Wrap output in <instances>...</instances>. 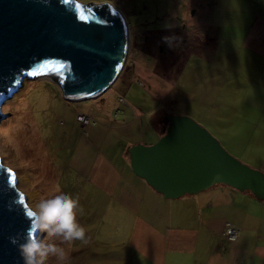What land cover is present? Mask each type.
<instances>
[{
  "label": "crops",
  "instance_id": "crops-1",
  "mask_svg": "<svg viewBox=\"0 0 264 264\" xmlns=\"http://www.w3.org/2000/svg\"><path fill=\"white\" fill-rule=\"evenodd\" d=\"M79 1L110 4L127 24L129 50L111 84L127 108L122 120L100 126L102 147L86 173L85 187L113 212V242L86 243L67 264H264V199L225 184L165 198L134 174L127 150L153 144L168 114L188 115L170 111L178 87L167 77L180 73L169 53L186 47L225 76V108L211 105L208 130L264 174V0ZM226 224L237 229L235 241Z\"/></svg>",
  "mask_w": 264,
  "mask_h": 264
},
{
  "label": "water",
  "instance_id": "water-1",
  "mask_svg": "<svg viewBox=\"0 0 264 264\" xmlns=\"http://www.w3.org/2000/svg\"><path fill=\"white\" fill-rule=\"evenodd\" d=\"M128 50L127 24L110 4L0 0V120L3 102L34 76L49 75L68 100L96 97L114 82ZM128 154L134 174L165 198L225 184L264 199V174L186 115L168 114L165 133L153 144L130 146ZM30 210L0 157V264H23L9 238L26 233Z\"/></svg>",
  "mask_w": 264,
  "mask_h": 264
},
{
  "label": "rangeland",
  "instance_id": "rangeland-1",
  "mask_svg": "<svg viewBox=\"0 0 264 264\" xmlns=\"http://www.w3.org/2000/svg\"><path fill=\"white\" fill-rule=\"evenodd\" d=\"M185 48L178 53H169L170 59L179 66L177 71H180L179 74L167 76L177 84L179 102L176 108L169 109L188 113L189 117L192 116L197 123L213 132L206 115L212 111V104L225 108V76L220 66L213 69L207 65L206 58H195V52L185 51ZM129 52L132 53L131 48ZM138 82L143 85L141 81ZM114 88L110 86L93 98L68 100L63 96L58 82L49 75H40L25 79L20 89L1 105L2 113L6 114L0 120L1 162L15 172L27 205L32 210L41 199L60 193L78 197L83 209L78 220L86 228L87 244L92 245L98 242L110 244L114 239L113 212L111 209L106 212L103 208V198L99 192L89 191L85 187L88 179L86 173L90 171L87 169L102 147L100 126L109 125L113 119L119 121L124 118L126 106ZM171 95L174 97L175 93ZM215 113L217 115V110ZM162 115L163 111H158L156 120ZM79 118L82 120L79 121ZM218 141L221 143V139ZM56 243L69 254L68 260L85 252L82 249L85 243L80 241L68 244L57 239ZM54 261L57 260L50 258L48 262L59 264Z\"/></svg>",
  "mask_w": 264,
  "mask_h": 264
},
{
  "label": "clouds",
  "instance_id": "clouds-1",
  "mask_svg": "<svg viewBox=\"0 0 264 264\" xmlns=\"http://www.w3.org/2000/svg\"><path fill=\"white\" fill-rule=\"evenodd\" d=\"M30 212L26 233L9 238L17 246L23 264H47L50 258L67 264L69 254L56 240L88 243L86 228L78 220L83 212L78 197L60 193L43 198Z\"/></svg>",
  "mask_w": 264,
  "mask_h": 264
},
{
  "label": "built area",
  "instance_id": "built-area-1",
  "mask_svg": "<svg viewBox=\"0 0 264 264\" xmlns=\"http://www.w3.org/2000/svg\"><path fill=\"white\" fill-rule=\"evenodd\" d=\"M78 120L81 121L82 119L79 118ZM84 120H86V117H84ZM225 234H226V238L229 241H235L237 239L238 231H237V229L232 227L230 224H226L225 225Z\"/></svg>",
  "mask_w": 264,
  "mask_h": 264
},
{
  "label": "snow or ice",
  "instance_id": "snow-or-ice-1",
  "mask_svg": "<svg viewBox=\"0 0 264 264\" xmlns=\"http://www.w3.org/2000/svg\"><path fill=\"white\" fill-rule=\"evenodd\" d=\"M61 67H63V65H61ZM36 74H37L36 72H30V73H29V75H33V76L36 75ZM23 199H24V198L21 196V197H20L21 202H23ZM27 215L30 216V215H31V212L29 211V212L27 213Z\"/></svg>",
  "mask_w": 264,
  "mask_h": 264
},
{
  "label": "bare ground",
  "instance_id": "bare-ground-1",
  "mask_svg": "<svg viewBox=\"0 0 264 264\" xmlns=\"http://www.w3.org/2000/svg\"><path fill=\"white\" fill-rule=\"evenodd\" d=\"M23 82H24V80H23ZM23 82H22V84H23ZM20 87H21V86H20ZM19 89H20V88H19ZM19 89H18V90H19ZM11 97H12V96H11ZM16 178H17V177H16Z\"/></svg>",
  "mask_w": 264,
  "mask_h": 264
}]
</instances>
